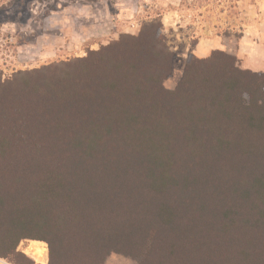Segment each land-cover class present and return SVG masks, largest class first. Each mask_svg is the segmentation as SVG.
Here are the masks:
<instances>
[{
    "label": "trees",
    "instance_id": "1",
    "mask_svg": "<svg viewBox=\"0 0 264 264\" xmlns=\"http://www.w3.org/2000/svg\"><path fill=\"white\" fill-rule=\"evenodd\" d=\"M137 35L0 77V259L264 264V73Z\"/></svg>",
    "mask_w": 264,
    "mask_h": 264
},
{
    "label": "rangeland",
    "instance_id": "2",
    "mask_svg": "<svg viewBox=\"0 0 264 264\" xmlns=\"http://www.w3.org/2000/svg\"><path fill=\"white\" fill-rule=\"evenodd\" d=\"M155 17L161 18L174 55L166 89L176 86L188 56L203 59L223 51L221 46H235L240 56L227 54L236 58L240 69L250 70L252 61H263L260 49L252 59V27L264 24V0H0V77L84 57L121 34L137 35L141 24ZM92 24L93 34L84 28ZM35 245L46 252L42 263L28 253ZM18 251L34 264L47 263L44 243L23 241ZM0 264L11 263L0 259ZM105 264L135 262L110 255Z\"/></svg>",
    "mask_w": 264,
    "mask_h": 264
},
{
    "label": "crops",
    "instance_id": "3",
    "mask_svg": "<svg viewBox=\"0 0 264 264\" xmlns=\"http://www.w3.org/2000/svg\"><path fill=\"white\" fill-rule=\"evenodd\" d=\"M109 22H111V20ZM93 26L94 25L92 24L91 26L84 27V28L85 29L89 28L88 30H90L91 33L93 34V32H95V28H96V26H94L95 28ZM82 33L86 34L85 31H83V30H82ZM83 38L85 39V37H83ZM236 44L238 45L239 42L238 43L236 42ZM220 48L223 51H225L226 53H230L233 56H236V57L240 56L239 51L235 50V46L232 48V50H230L227 46H221ZM212 49H210V50H212ZM258 49L262 50L261 57H262L263 61L260 60L257 63L252 61V67L248 66V69L252 70V72L264 73V24H263L262 28H261V25H258L257 29L252 27V59L253 60L255 59L256 51ZM213 50H216V49H213Z\"/></svg>",
    "mask_w": 264,
    "mask_h": 264
},
{
    "label": "bare ground",
    "instance_id": "4",
    "mask_svg": "<svg viewBox=\"0 0 264 264\" xmlns=\"http://www.w3.org/2000/svg\"><path fill=\"white\" fill-rule=\"evenodd\" d=\"M28 253L30 257L37 263H42L45 261L46 252L42 247L38 245L30 246L28 249Z\"/></svg>",
    "mask_w": 264,
    "mask_h": 264
}]
</instances>
